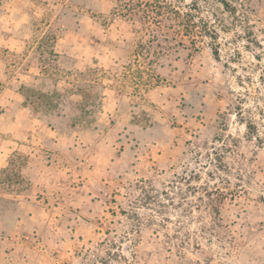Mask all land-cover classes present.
I'll use <instances>...</instances> for the list:
<instances>
[{
    "label": "rangeland",
    "instance_id": "1",
    "mask_svg": "<svg viewBox=\"0 0 264 264\" xmlns=\"http://www.w3.org/2000/svg\"><path fill=\"white\" fill-rule=\"evenodd\" d=\"M0 264H264V0H0Z\"/></svg>",
    "mask_w": 264,
    "mask_h": 264
},
{
    "label": "trees",
    "instance_id": "2",
    "mask_svg": "<svg viewBox=\"0 0 264 264\" xmlns=\"http://www.w3.org/2000/svg\"><path fill=\"white\" fill-rule=\"evenodd\" d=\"M214 53L216 54V51H214Z\"/></svg>",
    "mask_w": 264,
    "mask_h": 264
}]
</instances>
